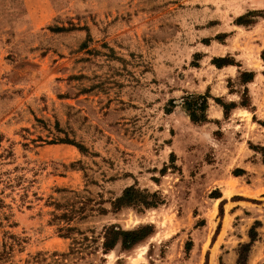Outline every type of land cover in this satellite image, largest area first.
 Masks as SVG:
<instances>
[{
  "label": "rangeland",
  "instance_id": "374dc122",
  "mask_svg": "<svg viewBox=\"0 0 264 264\" xmlns=\"http://www.w3.org/2000/svg\"><path fill=\"white\" fill-rule=\"evenodd\" d=\"M38 1L0 0V264H237L254 225L264 264V0Z\"/></svg>",
  "mask_w": 264,
  "mask_h": 264
},
{
  "label": "trees",
  "instance_id": "16d2710c",
  "mask_svg": "<svg viewBox=\"0 0 264 264\" xmlns=\"http://www.w3.org/2000/svg\"><path fill=\"white\" fill-rule=\"evenodd\" d=\"M245 16H240L238 19V23H248ZM264 58V51L262 54ZM230 57H218L213 60V63L218 67H223L227 65L235 64ZM255 77V72L246 71L241 73V80L244 82H248L253 80ZM209 95H199L198 97H189L185 102L187 108L190 110L191 119L194 122H205L208 121L207 109L209 106L208 103ZM217 101L221 102L219 98ZM221 104L225 108V113H227L228 105L221 102ZM235 105V103H234ZM221 196L220 195H217ZM160 199L158 194H149V192H143L138 189L136 186L127 187L123 194L118 197L114 202L113 206L115 209H120L123 206H135L138 209H142L143 207L149 208L153 206H157L160 203ZM162 201V200H161ZM259 223V222H257ZM155 232V226L152 224L141 225L135 229H123L118 227L117 225H110L105 227L103 232V241H102V249L104 253H107L109 250L115 248L118 243H121L122 248L125 250H129L135 247L137 244L151 236ZM250 241L248 243L242 244L239 250V259L237 264H246L247 262V254L250 252L252 244L257 240L258 233L256 231V225L251 227L250 232Z\"/></svg>",
  "mask_w": 264,
  "mask_h": 264
},
{
  "label": "crops",
  "instance_id": "0c3cea01",
  "mask_svg": "<svg viewBox=\"0 0 264 264\" xmlns=\"http://www.w3.org/2000/svg\"><path fill=\"white\" fill-rule=\"evenodd\" d=\"M35 3H36V7H39L38 4H39V1L38 0H35ZM46 8H48L50 10L51 9H55L57 7V4L55 3L54 0H46V5H45Z\"/></svg>",
  "mask_w": 264,
  "mask_h": 264
}]
</instances>
